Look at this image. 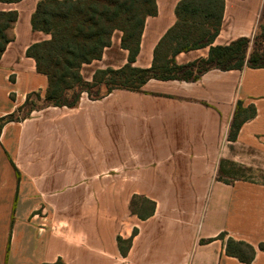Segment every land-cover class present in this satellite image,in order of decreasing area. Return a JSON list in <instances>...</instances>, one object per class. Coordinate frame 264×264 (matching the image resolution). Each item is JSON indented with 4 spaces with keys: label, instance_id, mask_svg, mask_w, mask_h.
I'll use <instances>...</instances> for the list:
<instances>
[{
    "label": "crops",
    "instance_id": "1",
    "mask_svg": "<svg viewBox=\"0 0 264 264\" xmlns=\"http://www.w3.org/2000/svg\"><path fill=\"white\" fill-rule=\"evenodd\" d=\"M38 1L0 3L17 13L0 57V117L29 93L46 92V77L25 55L49 38L31 29ZM179 1L155 0L133 67H151ZM263 12L264 0H223L212 45L251 39ZM121 36L115 30L101 58L81 66L83 81L127 63ZM208 50L180 52L175 63L205 59ZM237 101L255 115L231 141ZM234 168L264 176V68L151 79L137 92L115 89L97 100L81 93L74 107L34 111L0 132V264H243L225 254L227 238L255 249L249 264H264V182ZM134 196L153 202L150 216L131 214ZM118 237L131 239L125 255Z\"/></svg>",
    "mask_w": 264,
    "mask_h": 264
},
{
    "label": "trees",
    "instance_id": "2",
    "mask_svg": "<svg viewBox=\"0 0 264 264\" xmlns=\"http://www.w3.org/2000/svg\"><path fill=\"white\" fill-rule=\"evenodd\" d=\"M19 1L0 0V3ZM155 14V0H39L30 17L31 29L49 38L31 44L25 55L34 60L36 72L46 77V92L43 97L39 92L29 93L14 112L0 117V132L6 123L28 118V114L19 116L23 110L30 113L48 106L74 107L81 93L97 100L115 89L137 92L151 79L191 82L212 69L264 68V35L254 34L252 40L238 38L225 46L212 45L221 25L223 0H180L175 7V23L157 43L151 67H133L145 19ZM16 20L15 11H0V57L13 40L11 32ZM115 30L122 34L121 47L128 52L127 63L117 70H97L90 83L83 81L81 66L101 58L103 50L110 46ZM250 41L253 48L248 53ZM204 47L209 49L207 58L185 65L175 63V56L180 52ZM101 84L107 86L106 90L102 94H92L91 89ZM68 93L73 95L71 100H67ZM32 97L42 105L33 108L30 103ZM254 115L253 106L243 107L237 101L228 139L234 140L241 125ZM136 199L146 205L141 211L135 207ZM153 210V202L144 197L134 196L130 200L129 211L141 219L150 216ZM224 238V233L219 234L218 239ZM130 242L131 239L117 238L121 255H125ZM258 248L264 250V243ZM225 254L249 264L255 256V249L243 241L227 238Z\"/></svg>",
    "mask_w": 264,
    "mask_h": 264
},
{
    "label": "rangeland",
    "instance_id": "3",
    "mask_svg": "<svg viewBox=\"0 0 264 264\" xmlns=\"http://www.w3.org/2000/svg\"><path fill=\"white\" fill-rule=\"evenodd\" d=\"M255 34L258 36L264 35V12H263L261 19L257 25V28L255 30ZM252 38L250 40H252ZM262 45H264V40L262 42ZM252 48H253L252 41H250L249 46H248V53L251 52ZM106 87L107 86L101 84L98 87H94L93 89H91V93L92 94H102L106 90ZM72 96H73L72 93H68L67 94V100H71ZM30 103L32 104L33 108H37V107H40L42 105L41 102L35 100L33 97L30 99ZM34 111L27 113L28 111L23 110L19 114V116H22V114H28V117H29ZM236 171H237V173H236ZM238 171L239 170L234 168L233 173H236L237 175H244V177H246L247 179H249L251 181L264 182V176H262V178H261V175L258 173H255V172L254 173H248V172L243 173L241 171L240 172H238ZM134 203L136 204L135 207L138 208L139 211H141L146 206L141 200H138V199H136L134 201ZM146 211H147V209L145 208V213H146Z\"/></svg>",
    "mask_w": 264,
    "mask_h": 264
},
{
    "label": "built area",
    "instance_id": "4",
    "mask_svg": "<svg viewBox=\"0 0 264 264\" xmlns=\"http://www.w3.org/2000/svg\"><path fill=\"white\" fill-rule=\"evenodd\" d=\"M58 236H61V237H63L61 234H58Z\"/></svg>",
    "mask_w": 264,
    "mask_h": 264
}]
</instances>
